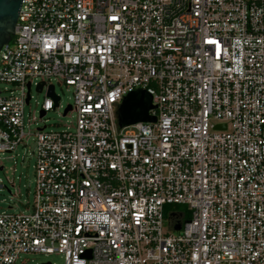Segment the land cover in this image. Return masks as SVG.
Returning <instances> with one entry per match:
<instances>
[{
	"label": "built area",
	"instance_id": "2783aa9c",
	"mask_svg": "<svg viewBox=\"0 0 264 264\" xmlns=\"http://www.w3.org/2000/svg\"><path fill=\"white\" fill-rule=\"evenodd\" d=\"M36 79L71 87L76 117L34 131L32 205L0 213V264H264V0H21L0 49V155L31 136ZM137 90L154 121L120 128ZM169 206L186 208L179 231Z\"/></svg>",
	"mask_w": 264,
	"mask_h": 264
},
{
	"label": "rangeland",
	"instance_id": "374dc122",
	"mask_svg": "<svg viewBox=\"0 0 264 264\" xmlns=\"http://www.w3.org/2000/svg\"><path fill=\"white\" fill-rule=\"evenodd\" d=\"M40 80H32L29 95L31 99L29 104L24 107V133H30L31 136L26 141L25 146H19L11 154L0 155V213L19 214L28 212L33 201V191L35 186L34 176V149L33 141L34 131L45 125L46 131H62L75 121L74 112L63 115L64 110L73 102V90L63 84L52 82L54 93L59 98L58 107L46 113L40 120V104L45 97V90L41 93L36 92V84ZM4 85L0 84V89ZM8 87V86H7ZM15 93L18 88L9 86ZM34 117L37 121H32ZM30 120V124L28 123ZM168 211L184 213L186 208L183 206H169ZM29 210V209H28ZM167 217V214H166ZM165 226L166 223H165ZM63 264L60 256L52 255L45 257L41 254L21 256L14 264Z\"/></svg>",
	"mask_w": 264,
	"mask_h": 264
},
{
	"label": "water",
	"instance_id": "95a60500",
	"mask_svg": "<svg viewBox=\"0 0 264 264\" xmlns=\"http://www.w3.org/2000/svg\"><path fill=\"white\" fill-rule=\"evenodd\" d=\"M21 0H0V49L6 45L14 35L17 22L18 12ZM28 87V85H27ZM43 83H39L36 87V92H42ZM29 89V87H28ZM45 96L51 99L54 107L58 105L59 98L54 93V87L48 86ZM29 100V94L25 103ZM70 109L67 107L63 115ZM155 106L151 105V97L146 92L137 90L128 94L119 104L116 112L117 122L120 128L133 125L139 122H153L154 118L148 115L150 110H154ZM44 116V112H39V118ZM220 128H224L221 126ZM182 214L171 212L167 215V225L170 231H179L182 224Z\"/></svg>",
	"mask_w": 264,
	"mask_h": 264
},
{
	"label": "trees",
	"instance_id": "16d2710c",
	"mask_svg": "<svg viewBox=\"0 0 264 264\" xmlns=\"http://www.w3.org/2000/svg\"><path fill=\"white\" fill-rule=\"evenodd\" d=\"M184 217L187 218V215L184 213Z\"/></svg>",
	"mask_w": 264,
	"mask_h": 264
}]
</instances>
